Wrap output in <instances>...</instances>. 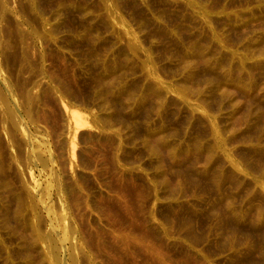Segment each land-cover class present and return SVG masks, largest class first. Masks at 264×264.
Instances as JSON below:
<instances>
[{"label": "rangeland", "instance_id": "1", "mask_svg": "<svg viewBox=\"0 0 264 264\" xmlns=\"http://www.w3.org/2000/svg\"><path fill=\"white\" fill-rule=\"evenodd\" d=\"M0 264H264V0H0Z\"/></svg>", "mask_w": 264, "mask_h": 264}, {"label": "bare ground", "instance_id": "2", "mask_svg": "<svg viewBox=\"0 0 264 264\" xmlns=\"http://www.w3.org/2000/svg\"><path fill=\"white\" fill-rule=\"evenodd\" d=\"M74 115H75V117L77 118V114H76V112H74ZM78 121V120H77ZM78 124H79V127H81V125H83L82 123H79L78 122ZM72 145V144H71Z\"/></svg>", "mask_w": 264, "mask_h": 264}]
</instances>
